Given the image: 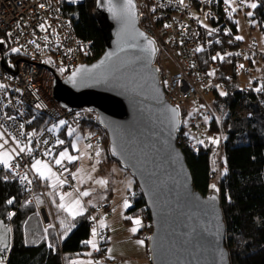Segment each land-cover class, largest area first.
<instances>
[{
	"label": "trees",
	"instance_id": "trees-1",
	"mask_svg": "<svg viewBox=\"0 0 264 264\" xmlns=\"http://www.w3.org/2000/svg\"><path fill=\"white\" fill-rule=\"evenodd\" d=\"M253 1H256L257 7L252 9L253 15L249 20H253L264 34V0ZM94 8L95 0H83L68 4L65 8L76 36L91 43V63L104 51L102 36L93 15ZM205 9L207 26L201 28L198 58L200 70L205 74L214 73V80L217 81L207 96L210 104L206 98L211 117L205 126L207 132L221 135L222 170L217 181H214L216 172L211 143L208 147H200L198 152H193L191 146L178 145L184 154L194 188L205 195L211 183L218 186L229 263L264 264V91L254 90L264 87V65L258 67V63L264 61V46L259 54L246 59L251 88L244 91L243 78L238 77L235 70V53L244 43L235 39L237 27L231 10L223 0H213ZM210 29L213 30L211 33ZM212 57L217 59L213 60ZM221 91L226 95L221 96ZM244 101L248 103L247 110L244 115L236 117ZM199 105L202 110L206 108L201 102ZM83 114L82 124L90 121L92 126L100 129L94 114ZM183 116L184 113L182 119ZM39 118L46 121L43 117ZM65 135L64 129L57 134L59 140L64 139V144L57 145L56 152L70 148L72 138L66 135V139ZM103 136L106 145L104 132ZM7 172L0 164V224L10 228L11 233L10 246L0 253L7 256L3 264H63L67 255L71 258L87 256L89 244L85 242L93 237L89 220L93 209L85 210L73 220L58 207L59 199L48 194L54 225L46 230L38 228L40 222L35 206L27 202L25 194L14 180L5 179ZM44 189L47 187L44 186ZM130 193L134 197L126 214L141 216L150 233V216L136 182ZM38 195L37 191L36 197ZM8 200L13 202L9 204ZM9 212L13 214L11 217L8 216ZM126 220L130 222L129 218ZM69 226L71 229L65 235ZM104 233L105 238L100 247L103 254L108 244V231Z\"/></svg>",
	"mask_w": 264,
	"mask_h": 264
},
{
	"label": "built area",
	"instance_id": "built-area-1",
	"mask_svg": "<svg viewBox=\"0 0 264 264\" xmlns=\"http://www.w3.org/2000/svg\"><path fill=\"white\" fill-rule=\"evenodd\" d=\"M81 1L77 0L76 3ZM212 1L184 0L180 4L179 0H136L139 27L154 38L158 45L156 65L161 71L165 99L170 105L180 107L185 102H192L198 106L201 102L209 109L206 97L217 81L213 75L200 70L196 49L200 46V32L204 26L192 15V9L205 8ZM68 4L73 3L70 0H0V41H3L0 43V84L5 85V88L0 89V136L3 137L0 144L4 140L8 141L4 148H0V152L7 151L11 155L9 169L4 177L20 186L27 202L35 206L45 229L54 222L41 179L31 168L32 162L39 159L47 163L56 176L65 181L63 185L69 188L73 187L72 175L81 164L78 159L71 163L64 160L63 167L54 164L58 138L48 131V123L44 124L39 118L55 123L65 121L66 127H75L85 117L84 111L63 109L51 97L54 78L65 81L75 67L91 63V43L76 36L65 13ZM13 48L20 51L13 53ZM259 52L258 47L251 44H240L236 50L235 70L236 75L243 78L244 91L251 88L246 59ZM166 57L173 61L175 73H168ZM48 80H51V89H48ZM194 123L192 120L191 126H195ZM28 133L33 135L28 136ZM45 140L47 144L43 143ZM198 140L204 143L197 144ZM15 141H19L20 146L28 145L32 152L26 150L20 153ZM84 143L91 158L90 165H93L97 158L95 153L102 147L103 140L93 130ZM89 144L91 148L87 147ZM178 144L191 146L193 152H198L200 147H208L210 141L204 137L190 138L182 133ZM48 149H51V155L45 157L43 153ZM25 175L28 179L21 181V176ZM37 191L42 204L37 201ZM133 197L134 194L129 193L126 200L131 201ZM101 210L103 214L111 215L109 208ZM12 215V212L8 213L9 217ZM94 215V212L89 214L91 227H95L98 233L96 239L99 249L94 254L102 259L103 264H118L116 260L105 258L100 250L105 233L99 229ZM0 259L5 263L7 256L0 254Z\"/></svg>",
	"mask_w": 264,
	"mask_h": 264
},
{
	"label": "water",
	"instance_id": "water-1",
	"mask_svg": "<svg viewBox=\"0 0 264 264\" xmlns=\"http://www.w3.org/2000/svg\"><path fill=\"white\" fill-rule=\"evenodd\" d=\"M133 3V22L123 24L108 10L107 0H95L104 51L71 70L65 81L54 78L53 100L63 109L94 114L106 134L109 157L135 180L150 216V264H230L218 186L211 183L205 195L194 188L177 145L181 109L165 99L158 45L139 27ZM112 4L119 10L123 0ZM148 40L153 44L145 51ZM78 68L91 71L77 73L73 84L69 77ZM175 108L179 113L173 118Z\"/></svg>",
	"mask_w": 264,
	"mask_h": 264
},
{
	"label": "rangeland",
	"instance_id": "rangeland-1",
	"mask_svg": "<svg viewBox=\"0 0 264 264\" xmlns=\"http://www.w3.org/2000/svg\"><path fill=\"white\" fill-rule=\"evenodd\" d=\"M255 3L253 0H231V5H226L231 10V13L234 17V21L237 27L236 36L242 37L241 42L246 45H256L259 50L263 49L264 46V34L260 30L259 26L253 21L249 20L248 12L252 11V8L249 7L250 4ZM235 9V11H233ZM192 15L198 18L201 22V25L207 26V9L205 8H194L192 9ZM264 65V61H260L258 63V67ZM166 67L168 73H175L176 68L174 66L173 61L170 57H166ZM263 73V72H262ZM250 76V75H249ZM251 77V76H250ZM49 79V78H48ZM251 79V78H250ZM48 89H51V80H48ZM52 97V96H51ZM53 98V97H52ZM208 98V97H206ZM207 103L210 104V98L207 99ZM248 103L246 101L240 104L239 110L236 112V117H240L244 115L247 110ZM181 112L184 113L182 119V125L185 132V136L190 138H207L209 141L212 138H218L217 144L211 143V151H212V161L216 172V177L214 181L216 182L219 176L220 171L222 170V152H221V135L219 133H209L205 131V126L210 120L211 114L208 112L207 108L199 111L200 106L195 105L192 102H185L181 106ZM91 114V113H89ZM207 116L208 120L205 121L204 117ZM195 121V126H191V121ZM60 121L58 122H48L47 120L44 122L47 124V129L53 128V134H57L62 128L65 127V124L60 125ZM99 126V125H98ZM69 128L74 129L75 131L70 136L68 134ZM101 129V128H100ZM98 130L95 126H92L91 122L88 121L85 124H78L75 127H67L66 134L72 138L70 148L66 147L68 154L71 156L79 157L80 166L76 169L77 171L76 178L73 179V187L72 188H64L63 186L57 185L55 188L50 187V184L54 183L55 180H47L49 184V190L51 192H55L57 198L60 201V195L65 193H71V197L65 196V202L68 203L71 200L79 199L85 204L89 206H95L96 203H99V200L106 196V192L110 202V211L111 215L107 216L103 214V212H99L98 210L95 212L97 225L99 228L108 231L109 243L106 245V250L104 257L112 260H117L119 264H126L129 259L135 258L133 264H150L147 255V239L149 235L148 226L144 219L141 216H131L130 214H126L128 208L131 205L130 201H127L129 207L125 208L124 202L126 200L127 195L133 191L135 180L133 177L126 173L124 170L120 168L118 163L115 161H111L108 158V148L107 144L104 143L103 130ZM92 130L99 133L101 139L103 140V148L104 153H100L101 155H105L107 158V166L102 167V171L104 175H100L98 172L100 170V165L96 162L93 165H90L91 158L85 146V139ZM105 134V132H104ZM182 134V133H181ZM106 135V134H105ZM79 137V139H77ZM76 144V150H73L72 144ZM4 152V151H3ZM9 154V153H8ZM83 154V155H82ZM10 156V154H9ZM51 167V166H50ZM52 168V167H51ZM52 172L53 169H52ZM105 180L106 184L100 185L96 183V181ZM50 191L47 193L50 195ZM88 191L90 193L89 196L82 197L80 196V192ZM52 195V194H51ZM87 210V209H86ZM131 218L130 222H127L126 219ZM134 219H139L141 221L140 225H134L132 221ZM103 221V227L100 226V221ZM133 227L137 228V231L133 233L131 229ZM92 231V229H91ZM90 238L89 240H91ZM137 241H143V244H138ZM96 243V250L99 249V246ZM91 245H89V249L87 251V256L85 257H69L66 256L67 264H102V259L99 256H94L92 253L95 250ZM121 254L123 255L121 257ZM140 254V255H139ZM134 255L131 258L130 256ZM76 259V260H73Z\"/></svg>",
	"mask_w": 264,
	"mask_h": 264
},
{
	"label": "snow or ice",
	"instance_id": "snow-or-ice-1",
	"mask_svg": "<svg viewBox=\"0 0 264 264\" xmlns=\"http://www.w3.org/2000/svg\"><path fill=\"white\" fill-rule=\"evenodd\" d=\"M71 3H76L77 0H70ZM99 2V0H98ZM179 3L180 4H183L184 3V0H179ZM223 3L226 4V5H231V0H223ZM107 4H108V10L112 13L113 17L118 19L119 21H121L123 24H129V23H132L133 22V18L135 16V4L133 3V0H123V4H122V7L117 10L115 8V6H113L112 4V0H107ZM249 7H251L252 9H255L257 7V5L255 3H252L249 5ZM233 11H235V9H233ZM253 13L252 12H248V16H252ZM165 27H168V25H165ZM41 29H43V25H41ZM213 30H209V32L211 33ZM11 35V34H9ZM139 36L143 37L144 34L143 33H138ZM47 39V38H45ZM236 40H241L242 37L240 36H236L235 37ZM0 43H3V41H0ZM217 43H219V41H217ZM147 44L149 46L148 49H143L145 51L149 50L151 48V45L153 44V42L151 40H148L147 41ZM11 51L13 53H17L20 51V49L18 48H13L11 49ZM197 52L201 51L200 48H197L196 49ZM113 54H108V59H111ZM219 55V54H218ZM221 60L224 59V57H219ZM213 60L217 59V57H212ZM101 63H104L103 61ZM240 67H243V65H241ZM61 72L64 71L63 68L60 69ZM91 70L90 69H85V68H78L76 70V72H74L72 74V76L69 77V81L72 82L73 84H76V74L79 73V72H83V73H89ZM209 75H214V73H209ZM167 82H165L166 84ZM5 88V85L3 84H0V89H3ZM256 92H261V91H264V87H257L254 89ZM220 95L221 96H225L226 93L221 91L220 92ZM39 107V106H37ZM173 114V118H175V116L178 115L179 113V109L178 108H175V109H171L170 110ZM9 119H13V117H9ZM205 121L208 120V117L205 116L204 117ZM60 125H63L65 124V121H60L59 122ZM21 129H23V125L20 126ZM56 127V126H54ZM54 127L53 128H49L48 131L49 132H52L54 130ZM75 130L74 129H71L69 128V132L68 134L71 136L72 133L74 132ZM21 135H24L23 132H21ZM33 134L32 133H28V136H32ZM0 139H3L2 136H0ZM77 139H79V137H77ZM8 143L7 140H4L2 144H0V148H4V145H6ZM16 143V146L17 148L19 149V152L20 153H24L26 150L28 153H31L32 152V148L28 147V145H24V146H20V143L19 141H15ZM30 143V141H29ZM43 143L47 144L48 141L45 140L43 141ZM204 141H201V140H198L197 141V144H203ZM210 143L212 144H217L218 143V138H212L210 140ZM56 144L57 145H62L64 144V141L63 140H57L56 141ZM88 148H91L92 145L89 144L87 145ZM72 148L73 150H76V144L73 143L72 144ZM43 155L45 157H49L51 155V149H48L47 151H45L43 153ZM83 155V154H82ZM96 156H99L100 155V151L97 150L96 153H95ZM79 157H75V156H71L68 154L67 150L65 151H61L59 153V156L55 158L54 160V164L57 165V166H61L63 167V164L62 162L64 160H67L69 163L73 162L74 160L78 159ZM11 159V157L9 156L8 152L7 151H4V152H0V164L3 165L4 169H9V160ZM31 168L32 170L39 176L40 179H47V180H55L54 183L50 184V187H53L55 188L57 185H60V186H63V184L65 183V181H62L60 180L57 176H56V173L52 172V168L45 162L39 160V159H35L32 164H31ZM65 171H67V169H64ZM13 175H15V173H13ZM76 178V174H73V179ZM5 179H7V177H5ZM21 181H24V180H27L28 177L25 175V176H21ZM29 183H31V181H28ZM96 183L100 184V185H104L107 183V181L105 180H99V181H96ZM213 188L215 186H212ZM71 193H65L63 195H60V204L58 205V207L67 212V214L73 219L75 220L77 216L81 215L83 213V209L81 208L80 206V200L79 199H74V200H71L70 202L66 203L65 202V196H68V197H71ZM90 193L88 191H83V192H80V196L82 197H86V196H89ZM214 199V197H213ZM13 201L12 200H8L7 203L11 204ZM125 208L129 207V204L127 202V200H125L124 202V205H123ZM131 219V218H129ZM132 223L134 225H140L141 224V221L139 219H134L132 221ZM100 226L103 227V221L101 220L100 221ZM71 229V226L68 227V229L65 231V235H67V231H69ZM10 231V229L8 230ZM131 231L133 233H135L137 231V228L136 227H133L131 229ZM97 231H96V228L94 227L92 229V236H93V239L91 240H88L86 241L85 243L91 245L93 247V249L96 248V245H95V237L97 236ZM138 244H143V241H137ZM0 244H2V246H0V253H2L7 247H8V244L6 242H4L2 239H0ZM0 264H3V260L0 259ZM89 264H91V262H89Z\"/></svg>",
	"mask_w": 264,
	"mask_h": 264
},
{
	"label": "crops",
	"instance_id": "crops-1",
	"mask_svg": "<svg viewBox=\"0 0 264 264\" xmlns=\"http://www.w3.org/2000/svg\"><path fill=\"white\" fill-rule=\"evenodd\" d=\"M67 127L65 126L64 128H62V129H64V131H65V133H66V129ZM93 131V130H92ZM59 133V132H58ZM57 133V134H58ZM57 134H56V136H57ZM67 135V134H66ZM66 135H65V138L67 139V137H66ZM57 138H58V136H57ZM66 139H65V141H66ZM58 140H59V138H58ZM63 141H64V139H63ZM105 148V147H104ZM104 148H103V145H102V147L100 148V153L102 152V153H104L105 151H103L104 150ZM61 151H65V148H63V149H60V150H57V152H56V157H58L59 156V153L61 152ZM101 153V154H102ZM10 154V153H9ZM99 155V156H97V160H96V162L100 165V170H99V174L100 175H104V172L102 171V167L103 166H107V158L105 157V155ZM10 157H11V155H10ZM9 162H10V160H9ZM2 165V164H1ZM3 166V165H2ZM80 166V165H79ZM78 166V167H79ZM77 167V168H78ZM76 168V169H77ZM77 170H75L74 171V173L76 172ZM73 173V174H74ZM73 176V175H72ZM72 184H73V179H72ZM44 186L45 187H47V189H44ZM41 187H42V190L44 191V193H45V195H46V197H47V199H48V203H49V198H48V193H47V191L49 192L50 190H49V184L47 183V179H41ZM52 194V196L53 195H55L56 196V193L54 192H51L50 191V195ZM106 196H104L103 198H101L100 200H99V203L97 202L96 203V205L95 206H89L88 204H85L84 202H82L81 203V201H80V206H81V208L83 209V213L85 212V210L87 209H93L92 211L95 213L97 210L100 212H102V210H101V208H109L110 207V202H109V198L107 197V192H106V194H105ZM57 197V196H56ZM37 201H38V203L39 204H42V200L39 198V197H37ZM49 207H50V210H51V214H52V218H53V213H52V209H51V206H50V203H49ZM67 213V212H66ZM82 213V214H83ZM98 214H96V215H94L95 217L97 216ZM37 216H39L38 214H37ZM39 224H38V228H42L43 230H46L44 227H43V224H42V220H41V218L39 217ZM53 222H54V219H53ZM54 225V224H53ZM52 225V226H53ZM10 228H8V227H6L4 224H0V239H2L4 242H6L7 244H8V247L10 246V243H11V233H10V231H8ZM101 231H104V229H101V228H99ZM92 239H93V237H92ZM95 239V241L97 242V239H96V237L94 238ZM108 243H109V238H108ZM95 245H96V243H95ZM0 246H2V244H0ZM7 247V248H8ZM106 250V249H105ZM96 251V249L93 251V255L94 256H96L95 254H94V252ZM140 255V254H139ZM123 255L121 254V257H122ZM134 255H132V256H130V257H128V258H131V257H133ZM109 259V258H108ZM73 260H76V259H73ZM110 260H112V259H110ZM130 261H128L126 264H133V263H131V262H134V260H136L135 258H131V259H129ZM117 261V260H116ZM137 261V260H136ZM118 262V261H117ZM63 264H67V261H66V257L64 258V261H63ZM101 264V263H100ZM103 264V263H102ZM119 264V263H118Z\"/></svg>",
	"mask_w": 264,
	"mask_h": 264
},
{
	"label": "bare ground",
	"instance_id": "bare-ground-1",
	"mask_svg": "<svg viewBox=\"0 0 264 264\" xmlns=\"http://www.w3.org/2000/svg\"><path fill=\"white\" fill-rule=\"evenodd\" d=\"M151 18H153L154 19V17H151ZM165 95V94H164Z\"/></svg>",
	"mask_w": 264,
	"mask_h": 264
}]
</instances>
